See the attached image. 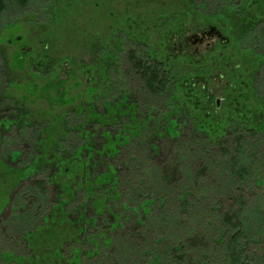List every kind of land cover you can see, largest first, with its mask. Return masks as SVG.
Instances as JSON below:
<instances>
[{"label":"trees","instance_id":"obj_1","mask_svg":"<svg viewBox=\"0 0 264 264\" xmlns=\"http://www.w3.org/2000/svg\"><path fill=\"white\" fill-rule=\"evenodd\" d=\"M27 1L0 0V12L10 3L21 5ZM201 1L204 6L214 2L212 18L218 24L217 29L227 35L226 43L242 45L248 40L264 39V0ZM251 7L255 10L248 17ZM111 43L104 52L93 53L97 63L93 66L96 77L91 81L98 82L100 92L87 81L84 89L89 90L91 100L64 106L57 115L61 121L53 129L60 136L53 142L50 155L46 154L44 142L54 137L43 133L50 121L48 114L24 119L26 112L21 109L13 117L0 120V162L3 160L7 168L2 170L10 173L9 186L13 184L6 203L0 205V213L15 200L29 203L28 207L26 203L20 204L28 228L22 226L18 230L21 234L3 231L12 243L6 250H0V264H85L102 253L107 256V264H169L167 261H174L175 252H179L182 262L190 264L192 249L185 244L179 248L172 246L173 238L167 230L178 229L177 221L184 220L186 212L196 211L190 201L198 194L216 206L207 208L214 212L210 223L216 224L210 232L214 256L206 258L198 254L192 264H248L249 247L252 243L259 244L257 234L264 235V125L261 127L260 123H251L239 115L222 130L212 120L201 119L198 123L192 114L208 115L203 106L193 105L188 94L195 76L183 72L189 69L188 65H198L192 57L187 55L188 60H182L181 64L173 60L166 63L151 55L143 45L133 43L124 53L117 38ZM211 50L207 59L213 58ZM123 64L127 67L124 71ZM235 66L239 68L238 64ZM131 79L135 82L130 83ZM235 79L240 80V76ZM246 79L247 93L255 100L252 105L264 106V54H260L258 67L249 71ZM237 82L240 86L241 82ZM182 86L187 87V93L181 90ZM133 89L142 110L129 103ZM19 96L21 105L26 100L22 94ZM96 101L102 103L104 110L96 108ZM10 107L17 106L12 103ZM160 107L164 108L163 112ZM5 108L8 109H2ZM123 111L128 117L124 124L128 132L122 135L119 129L111 133L109 128L122 118ZM137 111L142 119H137ZM155 112L158 114L154 115ZM179 117L181 124H177ZM36 122H42L38 128L41 134L34 139L38 152L30 153V150L26 154V160L30 155L28 161L20 160L22 151H7L10 140L5 129L8 132V126L17 124L28 143L30 134L36 131L32 128ZM163 135H168L165 142ZM145 140L152 141L147 151L142 148ZM137 145L141 148L137 149ZM124 146L134 152L129 163L120 152ZM149 151L154 156H163L167 170L163 172L156 161L148 158ZM118 157L120 163L116 162ZM147 165L156 171V179H147L149 175L144 170ZM177 166L182 170L180 180H185L181 188L168 184ZM138 168L139 171H134ZM169 168H173L170 173ZM216 179L222 180L221 186L213 183ZM22 182L23 192L12 197V191ZM251 195L253 199L249 198ZM196 202L200 204L197 199ZM173 203L172 212L163 209L166 211L163 214L154 213V206L170 207ZM14 211L18 216L15 208ZM2 221L0 229L5 226ZM183 222L184 226L186 220ZM255 227L258 230L254 233ZM210 228L206 224L204 230ZM195 233L192 230L189 235ZM14 236L21 244L25 243L29 253L18 248L20 244ZM176 241L180 242L178 235ZM40 242L49 246L46 252L38 247ZM65 246H68L66 252ZM257 249L251 251L253 259L261 257ZM261 258L260 261L264 254ZM260 261L254 264H261Z\"/></svg>","mask_w":264,"mask_h":264},{"label":"rangeland","instance_id":"obj_2","mask_svg":"<svg viewBox=\"0 0 264 264\" xmlns=\"http://www.w3.org/2000/svg\"><path fill=\"white\" fill-rule=\"evenodd\" d=\"M217 3L215 4L217 5ZM253 8L251 7L247 12L248 17L253 16L252 12L255 10ZM213 12H215L214 2H209L204 6L201 0H28L21 5L10 3L0 12V109L8 107V109L5 108L0 111V120L4 117L7 119L13 117L21 109L26 112L24 119H32L37 116L39 118L42 113L48 114L50 121L43 133L48 137H54V139L44 142L46 154L50 155V151L54 149L53 142L60 136V133H55L53 130L61 121L57 115L62 112L65 105L70 103L80 105L91 100L89 90L84 89L88 85L87 81L89 86H95L100 92L101 88L98 82L91 81L96 77L93 66L97 62H95L93 53L94 51L98 53V50L104 52L112 45L111 41L117 38L118 45L121 44L119 49L124 53L128 46L130 45V48L134 43L143 45L144 49L148 50L151 55L164 60L166 63L173 60L177 64H181L182 60H188L187 55L192 57L195 64L198 65H188L189 69L183 72L195 76L192 87H188V94L191 96L193 105L203 106L206 115H208L204 117L203 112L201 115L192 114L198 123L201 122V119L204 122L212 120L222 130L230 120L236 119L239 115L251 123H260L262 127L264 125V106L252 105L255 100L253 96H249L250 92L247 93L249 84L246 83L248 82L246 78L249 71L258 67L260 54H264V39L248 40L242 45L228 41L225 42V45L220 43L219 38L212 39L206 36L202 43H197L194 39L201 37L202 31L207 29L208 25H214L217 29L218 24L212 18ZM221 34L227 37L225 33L221 32ZM259 43L262 45L258 47L256 44ZM210 49H212L210 53H212L213 58L207 59ZM122 57L123 60V54ZM237 64L239 68H236L235 65ZM123 69H127L125 64H123ZM238 75L240 80L237 81L241 82L240 86L235 79ZM131 82H135V80L131 79ZM132 84L134 86V83ZM181 90L187 93V87L182 86ZM21 94L26 102L20 105L18 99ZM137 95L133 89L128 100L129 103L133 102L142 110L140 98ZM216 98H220L218 107L215 103ZM12 103L19 108H9ZM94 104L98 110H104L100 101H96ZM144 110L142 112H145ZM160 110L163 112L164 108L160 107ZM157 114L158 112L154 113V115ZM121 115L122 118H119L117 124L109 128L111 133H115L119 129H121L122 135L128 132L124 126L128 122L127 114L123 111ZM136 117L142 119L143 116L137 111ZM155 118L156 116H153V119ZM181 118L179 117L178 122L175 120L177 124L183 122ZM42 122L45 120L42 119ZM42 122L34 123L32 128H36V131L30 134L31 138L28 139V143L23 137L24 134H21L20 126L17 124L8 126V132L5 129L6 137L10 140L7 151L12 149L22 151V156H18L20 160L22 158L26 160V154H29L30 150V153L32 151L37 153L38 149L34 147V139L37 134H41L38 128ZM6 126L5 124L4 127ZM159 130L162 131L163 129ZM98 132V137H100V130ZM6 137L3 139L7 140ZM163 137L165 138L162 141L165 142L168 135H163ZM151 142L145 140L142 148L147 151ZM140 148L141 145H137V149ZM120 152L129 163L130 157L134 154L132 149L124 146ZM15 154L16 152L13 153V155ZM147 154L152 162H157L155 163L163 172L167 170V163L164 162L163 156H154L150 151ZM1 161L0 205L2 206L6 203L7 193L10 192L13 184L11 183L9 186L10 173L2 170V168H7L3 164V160ZM116 162L120 163V157L117 158ZM137 167L140 168V165ZM145 167L144 170L149 175L146 176L147 179L149 177L156 179V171L148 168V165ZM139 168L134 171H139ZM177 168V172L172 175L171 179L169 178L168 184L170 187L181 188L185 184V180H180L182 179L181 166H177ZM172 170L173 168H169L168 173ZM43 178L47 179L45 175ZM208 179L211 177L209 176ZM2 182H5L3 186ZM213 183L221 186L223 182L216 179L213 180ZM24 186V182L20 183L18 188L14 192L12 191L11 196L17 197L19 192H23ZM49 187L51 190L54 189ZM253 197L251 195L249 198L253 199ZM196 199L200 201L199 205ZM193 201L195 202L193 203ZM21 203H26L28 207V202L18 199L13 201L11 206L6 205L0 213V221L3 220L2 223L5 225L0 229V250H6L8 244L12 243L11 239L4 237L3 231L21 234V231L18 230L22 226L28 228L25 226V215L22 213L23 205L20 206ZM190 203L191 205L195 204L196 211L186 212L185 225L183 226L184 220L177 221L178 226H182L176 230L174 228L168 229L167 234L173 238L171 240L172 246L179 248L185 244L192 249V256L189 259L190 264H192L193 261H196L198 254L204 255L206 258L214 256L211 253L213 252L211 239L213 236L210 235V232L216 224L210 223V220H213L214 212L207 208L214 209L216 206L214 202L203 198L200 194L196 196L195 200L191 198ZM14 208L19 214L18 216H15ZM154 208V213L161 214L163 209H168L167 212H170L175 208V204H171L170 207L159 208L154 206ZM206 224H209L211 228L204 230ZM257 228L255 227L252 231L257 232ZM192 230L196 233L189 235ZM176 235L179 236L180 242L176 241ZM257 236L260 241L257 239L259 244L252 243L249 247L248 264L260 261L259 259L264 254V235L257 234ZM14 239L20 244L18 247L20 250L24 249V252H30L24 247V242L21 244L15 236ZM38 247L43 252L49 248L45 242H40ZM67 247L65 246V252ZM40 248L38 249L40 250ZM256 248H258L261 257L253 259L254 256L251 255V251ZM178 253L173 254L174 261H167V263L185 264L181 261ZM206 258L204 259L206 260ZM176 260H180L182 263ZM260 262L264 264V258ZM107 263V256L102 253L92 260H87L85 264Z\"/></svg>","mask_w":264,"mask_h":264},{"label":"flooded vegetation","instance_id":"obj_3","mask_svg":"<svg viewBox=\"0 0 264 264\" xmlns=\"http://www.w3.org/2000/svg\"><path fill=\"white\" fill-rule=\"evenodd\" d=\"M206 36L208 38H212V39L213 38H219V41H220L221 44H223V43H225L227 41L226 37L222 36L221 32L218 29H216V26H214V25H208V28L207 29H204L202 31L201 37H199L197 39L195 38L194 40L197 43H202L205 40L204 38ZM224 40H225V42H222Z\"/></svg>","mask_w":264,"mask_h":264},{"label":"water","instance_id":"obj_4","mask_svg":"<svg viewBox=\"0 0 264 264\" xmlns=\"http://www.w3.org/2000/svg\"><path fill=\"white\" fill-rule=\"evenodd\" d=\"M217 35H218V34H217ZM222 42H225V40L222 41ZM219 102H220V98H216V99H215L216 107L219 106Z\"/></svg>","mask_w":264,"mask_h":264}]
</instances>
